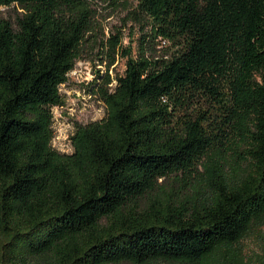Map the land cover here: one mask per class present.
<instances>
[{"label":"trees","instance_id":"obj_1","mask_svg":"<svg viewBox=\"0 0 264 264\" xmlns=\"http://www.w3.org/2000/svg\"><path fill=\"white\" fill-rule=\"evenodd\" d=\"M11 5L0 264H241V239L264 222V0H136L137 52L122 47L123 72L99 88L105 116L77 125L67 153L51 144V109L91 0H0Z\"/></svg>","mask_w":264,"mask_h":264},{"label":"rangeland","instance_id":"obj_2","mask_svg":"<svg viewBox=\"0 0 264 264\" xmlns=\"http://www.w3.org/2000/svg\"><path fill=\"white\" fill-rule=\"evenodd\" d=\"M95 13L91 20L90 31L82 42L80 57L68 73L66 82L59 86L63 103L53 106L52 146L60 152H71L73 147L71 136L77 125L103 118L106 114L105 103L99 96L106 71L111 77L121 74L125 59L121 55L122 47L137 52L139 41L143 35L142 25L145 22L136 9V0L101 1L91 0ZM0 17L14 22L15 6H0ZM146 30V28H145ZM119 39L115 62L107 67L110 51L109 41ZM160 49L169 45L158 43ZM112 81V87L114 85ZM200 100V99H199ZM201 104H205L201 101ZM239 258L241 264H264V222L254 226L240 241ZM130 264V263H125ZM149 264H170L158 261Z\"/></svg>","mask_w":264,"mask_h":264}]
</instances>
